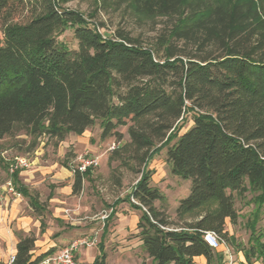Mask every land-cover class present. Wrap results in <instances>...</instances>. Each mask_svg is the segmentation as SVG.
I'll return each mask as SVG.
<instances>
[{
	"label": "trees",
	"instance_id": "obj_1",
	"mask_svg": "<svg viewBox=\"0 0 264 264\" xmlns=\"http://www.w3.org/2000/svg\"><path fill=\"white\" fill-rule=\"evenodd\" d=\"M70 1L0 0V141L24 132L35 138L32 150L39 136L61 142L97 121L102 138L122 141L117 129L132 121L122 149L142 173L127 200L143 211V249L153 264H196L200 256L226 264L204 232L233 242L226 224L238 219L234 191L251 189L264 204V0H129L138 17L166 19L149 45L124 30L105 36L93 15L64 6ZM69 29L77 49L58 40ZM191 112L194 123L181 133ZM166 146L173 173L191 180L177 217L204 209L180 227L156 205L166 196L145 170ZM90 172H74V192ZM31 205L42 215L36 195ZM250 239L248 263H264V230ZM35 243L22 237L13 264H40L54 251L34 257ZM99 248L92 264H107L103 241Z\"/></svg>",
	"mask_w": 264,
	"mask_h": 264
},
{
	"label": "rangeland",
	"instance_id": "obj_2",
	"mask_svg": "<svg viewBox=\"0 0 264 264\" xmlns=\"http://www.w3.org/2000/svg\"><path fill=\"white\" fill-rule=\"evenodd\" d=\"M128 3L129 0H73L64 6L86 15H93L94 22L104 24V27L99 28L105 36L112 35L116 30H124L145 45L151 44L165 26L166 19L138 17L131 11ZM58 40L66 43L71 49L78 48V40L72 29L59 35ZM193 115L191 112L185 116L181 133L193 125ZM131 124L132 121L129 120L127 125L117 129L123 134L122 141H118L115 135L102 138L100 121L88 128L81 137L68 134L61 142L46 135L39 136L36 139L37 145L32 150H29V147L35 138L24 132L6 136L0 141L1 156L27 155L37 160L30 169L33 172L34 186L36 185V189H32L46 205V211L42 215L46 229L41 232L39 223L38 227L31 230V234L37 239L34 257L51 249L56 252L74 240H83L86 243L79 251V264H92L99 254V243L103 241L107 264H153L152 258L147 255L142 245L138 244L141 235L140 229L137 228L138 223L134 222L135 214H139L141 218L143 211L127 200L142 175L134 160L122 149L130 141L128 129ZM114 150L120 151V155L112 159ZM167 150L168 146L160 149L145 170L151 173V185L158 187L166 196V203L157 201L156 205L167 210L166 214L172 222L171 227H180L196 221L204 209L188 214L182 220L177 217L176 209L180 201L189 195L191 180L173 173ZM85 152L99 156L100 165L84 178L82 189L76 193L72 189L74 172L72 178L67 177L65 168L75 165L77 156ZM0 174V180L3 181L5 176L2 172ZM228 192L230 193V190ZM232 194L238 219L236 223L228 220L226 231L233 242L222 237L223 246L216 252L223 254L226 264H264L255 257L247 263L243 249L250 247V238L254 232L259 234L264 230V204L260 203L258 193L251 189L244 194L235 191ZM125 236L128 241H132V248L120 253L119 245ZM3 247L6 248V245L1 242L0 248ZM241 259L243 261H240ZM6 260H0V264H5ZM205 263L206 261L200 264ZM40 264L53 263L45 259Z\"/></svg>",
	"mask_w": 264,
	"mask_h": 264
},
{
	"label": "crops",
	"instance_id": "obj_3",
	"mask_svg": "<svg viewBox=\"0 0 264 264\" xmlns=\"http://www.w3.org/2000/svg\"><path fill=\"white\" fill-rule=\"evenodd\" d=\"M72 134H75V133H70V135H72ZM83 134H81V135L75 134V135H77L78 137H81ZM0 157H1V155H0ZM32 160H33V164L30 168L23 170L21 172H18V174H17V180H18L19 184L22 185L24 188H26L28 191L27 195H25L24 193H22L20 191L21 197H17V196L6 191L3 193V197L0 198V243L2 242L6 245V248H4V247H3V249L0 248V260L7 259L5 264L8 263L11 255L17 252V244L22 237H26L28 235H31V230L35 227H38L39 223H40L39 228H40L41 232H44L46 229V223L42 220V215L46 211V205L41 201L39 194L32 189V188L36 189V185L34 186L35 181L33 180V172L30 169L37 163V160H35V159H32ZM73 166L74 165L72 164V165H69L70 169L67 167L65 168L66 171L68 172L67 175L65 174L67 177H70V178L73 177ZM0 172H2L5 176L3 181L0 180L1 181L0 184H3V182L4 181L6 182L10 176L8 174L7 167H5L4 169H0ZM0 175H2V174H0ZM0 178H1V176H0ZM74 178H75V176H74ZM16 188H17V186H16ZM33 195H36L39 202L41 204H43V206H44L42 215H38L31 205V196H33ZM135 215H136V218H135L136 220L134 222H135V224H137L140 220V215L139 214H135ZM122 216L124 217V215H122ZM120 223H121V220L118 221V224L121 227ZM123 238L124 239H122L120 242L121 245H119L120 253H123L122 251H129V249L132 248V245H131L132 241L131 240L128 241V238H126V236ZM36 241H37V239H36ZM103 244H104V242H103ZM138 244L142 245V247H143L142 239ZM222 246H223V244L221 245V247ZM35 247H36V243H35ZM220 248H218V249H220ZM218 249H215V250H218ZM34 250H35V248H34ZM34 250H33V253H34ZM51 250H54V249H51ZM60 250L53 252L52 254H49V256L59 252ZM104 250H105V245H104ZM100 253H101V250L99 248V254L98 255H100ZM244 257H245L246 262L248 263V260L245 256V254H244ZM195 261H196V264L197 263L200 264V263L206 261V258L203 256L196 257ZM240 261H243V259H241ZM205 264H207V261Z\"/></svg>",
	"mask_w": 264,
	"mask_h": 264
},
{
	"label": "built area",
	"instance_id": "obj_4",
	"mask_svg": "<svg viewBox=\"0 0 264 264\" xmlns=\"http://www.w3.org/2000/svg\"><path fill=\"white\" fill-rule=\"evenodd\" d=\"M3 157L6 162L7 171L10 177L5 183L0 184V198L3 197V193L6 191L17 197H21V192L16 188L13 177L16 173L30 168L33 164V160L27 155H3ZM99 165V156L85 152L77 156L76 164L73 166V172L78 171L81 173H86L89 170H94ZM133 201L136 202L135 199H133ZM203 238L213 249L220 248L223 243L222 237L214 231L204 232ZM84 243L86 242L83 240H74L68 243L59 252L46 258V261L52 262L53 264H79L78 254ZM15 259L16 254H12L7 264H13Z\"/></svg>",
	"mask_w": 264,
	"mask_h": 264
}]
</instances>
